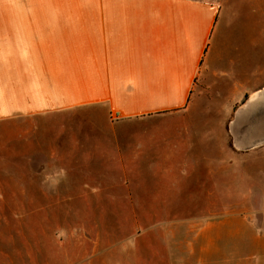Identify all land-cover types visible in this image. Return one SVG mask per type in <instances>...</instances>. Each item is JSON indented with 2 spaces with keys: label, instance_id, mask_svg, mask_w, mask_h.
Instances as JSON below:
<instances>
[{
  "label": "crops",
  "instance_id": "crops-1",
  "mask_svg": "<svg viewBox=\"0 0 264 264\" xmlns=\"http://www.w3.org/2000/svg\"><path fill=\"white\" fill-rule=\"evenodd\" d=\"M206 109L232 111L219 119L233 137L229 199L243 182L252 204V160L264 155L255 149L264 144V0H0V122L56 125L59 142L73 143L52 155L65 165L57 182L82 198L219 205L222 133L206 130ZM146 174L175 179L149 187ZM260 200L259 217L228 230L229 261L205 264H264ZM199 234L219 238V224Z\"/></svg>",
  "mask_w": 264,
  "mask_h": 264
},
{
  "label": "rangeland",
  "instance_id": "rangeland-1",
  "mask_svg": "<svg viewBox=\"0 0 264 264\" xmlns=\"http://www.w3.org/2000/svg\"><path fill=\"white\" fill-rule=\"evenodd\" d=\"M231 113L222 111L218 118V111L206 109L198 114L210 121L204 126L207 131L220 129L222 133L219 139L214 137L215 149L219 143L221 150L219 205H129L122 204L126 200L121 198H82L72 183L57 182L65 165L62 158L52 155L59 147L63 150L73 143L59 142L62 137H56V125L40 119L18 126H12V120L0 122V264L229 261L228 230L236 225L245 229L243 219L247 215L259 217L262 207L258 204L264 197V155L258 153L252 160V204L245 205L243 182L236 203L231 204L229 199L231 159L227 156L234 150L233 137L223 135L227 126H219V119L222 122ZM62 118L50 120L56 123ZM206 147L210 149V145ZM255 149L264 150V144ZM240 160V175L244 177V158ZM174 179L172 175H141V181L149 187L173 183ZM110 194L120 196L117 191ZM214 222L219 224V238L199 234L212 228ZM243 241L237 244L236 250L241 252L238 260L244 257ZM213 244L216 247L211 248Z\"/></svg>",
  "mask_w": 264,
  "mask_h": 264
}]
</instances>
